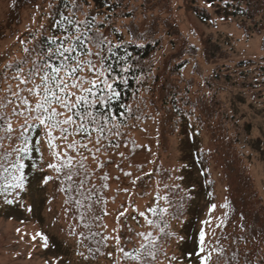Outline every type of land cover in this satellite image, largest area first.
Returning <instances> with one entry per match:
<instances>
[{
    "label": "rangeland",
    "instance_id": "obj_1",
    "mask_svg": "<svg viewBox=\"0 0 264 264\" xmlns=\"http://www.w3.org/2000/svg\"><path fill=\"white\" fill-rule=\"evenodd\" d=\"M12 1L0 0V27L7 32L13 29L21 35L20 38L16 34L0 38L2 59L17 52L26 30L47 23L46 12L54 2L34 0L33 7L24 4L17 12L20 17L17 24L9 19L16 16ZM117 1L111 0V8L108 9L103 7L102 0H76L81 5L76 13L79 17L88 13L103 21L104 32L111 34L110 39L114 41L128 37L126 27L129 25L159 39L160 46L152 57L154 70L165 57L182 51L181 56L186 58L183 74L185 78H193L189 90L218 100L216 118L222 127L220 132H212L208 128L197 133H184L187 130L185 124L179 131L175 128L167 132L163 124L157 126L147 121L127 134L138 144L131 154L126 153L130 152L129 143L122 147L109 146L105 150L101 141L96 159L86 149H80L81 154L87 157L84 164L89 180L96 182L100 176L108 177L105 180L107 200L99 228L104 236L119 235L121 243L125 237L131 236L132 242L125 245V250L139 247L143 238L135 233L148 229L145 218L139 213L145 212L149 217L147 209L161 205L157 195L162 193V189L155 179L161 177L163 169L169 174L164 179L166 184L178 182L184 186L194 181L196 189L191 190H195L198 205L193 225L195 234L187 240L190 253L182 251L178 244L170 245L164 261L176 263L189 258V264H200L197 251L201 229L206 233V243L213 247L223 215L220 203L230 191L238 190L239 183L249 179L261 204H264V14L240 22L239 17L222 18L227 12L218 0H213V3L206 0H119L120 7ZM193 2L206 9L210 15L208 21H201L193 14L190 9ZM124 7L131 10V16L124 15ZM168 24L173 29L169 30ZM84 75L89 76L90 73L85 71ZM140 94L145 96L146 93L141 91ZM72 140H76L79 147L81 135L70 136L69 141ZM41 142L45 155L39 168L43 173L33 182L31 191L18 198L17 207L20 209L1 207L4 202L0 200V264H126L117 251L116 240L112 238L106 241L98 257L92 259L86 255L77 237L79 229L73 207L66 204L62 192L44 177L46 173H52L46 163L56 162V157L46 140ZM56 143L59 145L57 150L63 152V142ZM89 144L93 149L97 147L94 142ZM197 144L200 150L195 149ZM206 149H210L211 154H214V149L218 152L215 157L217 164L216 160L209 163L210 178L214 182L213 194L203 193L199 185L203 174L202 168L198 169L197 150ZM69 151L77 156L75 149ZM227 166L237 167V173ZM229 171L232 174L227 176ZM146 174L149 175L145 177ZM167 180L172 182L167 183ZM213 204L216 208L210 212ZM180 232L184 234L187 230L183 227Z\"/></svg>",
    "mask_w": 264,
    "mask_h": 264
},
{
    "label": "trees",
    "instance_id": "obj_2",
    "mask_svg": "<svg viewBox=\"0 0 264 264\" xmlns=\"http://www.w3.org/2000/svg\"><path fill=\"white\" fill-rule=\"evenodd\" d=\"M206 1L213 3V0ZM12 2V7L16 12V16H10L9 19H12L13 22L16 21L18 24L20 17L17 16V12L24 4L33 7L34 0H13ZM110 2L111 0H102L103 7L110 9ZM218 2L222 5L221 8L227 12V14H223L222 18L239 17L241 22L246 19L253 20L256 16L262 17L264 14V0H243L242 2L240 0H218ZM116 3L119 4V7L122 6L119 0ZM190 7L193 14L201 21H208L210 19L209 13L203 6H199L196 2H193ZM78 11V9L73 8L71 0H54V2L49 5V9L46 12L47 23H42L39 28L35 27L26 30L23 33L24 39L20 43L17 52L10 53L8 58L5 57L2 59L0 57V72H5V65L10 66L6 70L8 78L5 79L0 77V102H3L6 97L14 99L11 97L8 89L11 88L12 90H16L15 86L17 81L11 79V77L16 74L17 66L23 67L24 69H27L29 66L24 63L25 58L29 55L24 51L25 48L32 49L33 46H35L36 49H47L51 43L48 37L53 35L59 37L63 31L53 26L55 21L62 18L61 14L70 15L71 13L75 14V18L81 20L85 19V14L79 17L76 13ZM122 11L126 17L131 16V10L124 7ZM89 16L94 17L92 15ZM94 18L96 22H102L101 29L104 31V22L96 19V17ZM168 25L170 26V24ZM171 27L172 26L169 27V30L173 29ZM126 28L128 37L117 38L115 41L110 39L112 38L111 34L105 33L108 35L113 45H120V47H114L113 49L116 55L126 58V61L121 62L119 65L114 63L113 67L116 68L117 72L124 67H128L129 70L122 73V75L126 77V82L124 80L117 82V90L121 95L119 99L111 102V112L118 118L109 121L106 126L111 127L112 131L106 132L101 138V141H103L101 147L108 150L109 146L122 147L129 143L130 152L127 151L126 153L131 154V152L136 150L135 148L138 144L135 143V139L130 140L127 134L133 131L134 128L142 127L147 121H152L157 126L163 124L167 132L170 129L175 130V128L179 131L181 125L185 126V124L188 127L186 126L187 130L184 133L190 131H195L194 133H197L200 130L208 128H210L212 132H220L222 124L216 118L218 116V100L208 98L205 94L196 95L189 90L193 78H185L183 74L186 58L181 56L182 51L178 50L168 58L165 57L162 64L154 70L152 57L160 46L159 39L152 38L146 31H137L136 26L131 27L129 25ZM174 31L173 33H176ZM14 34L20 38L21 33H17L13 31V29L9 32H7L6 29H0V38H6ZM141 91L146 93L145 96L140 94ZM25 95H27V93H25ZM7 110L11 111V106H9ZM120 113H123V115H119ZM23 120V116L19 117V119L13 118V123L14 125L23 123ZM188 123H190V125ZM113 125H118V127H113ZM117 132L119 133L118 135H116ZM27 135L32 138L33 144L39 141L40 150L29 152L22 161L25 164L23 170L24 181L19 188L8 186V182L2 178L7 174L3 172V168H0V200L4 202L1 207H17L18 198H22L29 193L33 188V182L39 179L40 175L43 173L39 168L43 162V156L45 155L43 153L42 140L40 139L41 134L35 129L30 128ZM95 135V132H93V137H95ZM4 143L7 145L8 141H4ZM13 146L15 147V144ZM196 146L197 148L195 149H201L199 144ZM88 147L93 149L90 144ZM144 150H146V148ZM199 150H197V152H199L198 169L202 168L201 174H203L202 178H200L201 184L199 182V185L203 193L208 192L209 194H213L214 187L212 184L214 182L212 178H210L209 163L211 160L212 163H214L218 152L216 149L212 150L214 154H211L210 149ZM93 152H95V148ZM98 153H95V156ZM89 155L93 157L92 153H89ZM124 156L127 157L125 152ZM156 156L158 155L156 154ZM14 159V157L4 156V154L0 152V164L7 166V163L14 161ZM226 162H228V160ZM215 163L217 164V160ZM227 167H229L231 171H237V167L235 166ZM50 170L52 172L51 175L46 173L44 177H53V179L49 181L52 182L56 190L62 192L63 197L65 196L66 204L69 203L73 207L76 225L79 229L77 237L80 245L84 248L89 258L94 259L98 257L103 252L106 244V241L101 240V237L104 235L99 228L100 218L105 207V201L107 200L105 187H102V185L105 184V180L102 179L103 176H100L96 182L89 180V182L85 183L84 187L81 189V191L85 192V196L88 197L85 199V197L80 196L79 193L75 191L69 193L66 190H62L66 189L70 182L56 179L60 174H57L52 169ZM12 174L19 175L20 173L13 172ZM231 174L232 172L229 171L227 176ZM147 175L149 174H146L145 177H147ZM160 175L161 177L158 176L155 180L159 182V185H161L160 188L162 189V193L159 194L161 197V205H157L156 207L158 209L166 208L167 212L163 213L162 221L160 220L159 212L156 216L148 213V219H152L154 224L148 225L146 223L148 229L145 231V233L152 232L154 236L159 237L157 245L159 250L157 251V259L154 264H189V258L176 263L165 262L164 259L168 254L167 248L170 245L176 246L178 244L182 251L190 253L188 250L190 245L187 240L195 234L193 225L195 224L196 217L195 210L198 206L195 190H191L196 189L195 184H193V180L192 182H187V185L184 186H181L178 182L166 184L164 179L165 177L167 178L169 174H166V172L164 173L162 169ZM73 179L76 181L79 180L78 178ZM9 181H11V177H9ZM169 182L172 181L167 180V183ZM11 183L14 184L15 181H11ZM239 185L240 187L238 190H229L230 192L227 198L220 203L221 206L225 204L228 206L222 207L223 215L216 232L213 248L222 246L227 255H231L232 252L238 251L240 256L239 264H244L243 257L245 253H248L249 259L254 262H257L260 257L264 256V204H261L260 197L249 179L241 181ZM41 186L40 184V187ZM164 196H167L168 199H163ZM76 200H81L82 206H78L75 203ZM88 205H91V207L89 208ZM17 208L20 209V207ZM81 214L84 216L83 220L81 219ZM85 225H87V227ZM241 225H243V227H241ZM183 227L187 230V232H185L186 234L180 232ZM160 228H164L165 232L161 233ZM93 233L96 235L92 236ZM89 237H91V239H89ZM141 242H143V239L140 243ZM215 261L216 254L214 252L213 264H215ZM219 264H225L224 260L221 259Z\"/></svg>",
    "mask_w": 264,
    "mask_h": 264
},
{
    "label": "snow or ice",
    "instance_id": "obj_3",
    "mask_svg": "<svg viewBox=\"0 0 264 264\" xmlns=\"http://www.w3.org/2000/svg\"><path fill=\"white\" fill-rule=\"evenodd\" d=\"M71 3L73 8H81L76 0H71ZM61 17L55 21L53 26L63 31L59 37L55 35L48 37L51 43L47 49L40 50L35 46L32 49L25 48L24 51L29 55L24 63L29 66L27 69L17 66L16 74L11 77L17 81L16 90L8 89L14 99L6 97L3 102H0V152L4 156L15 158L14 161L8 162L7 166L0 164V168H3V172L7 174L2 178L8 182V186L16 188L22 186L25 168L22 161L29 152L40 150L39 141L33 144L32 138L27 135L30 128L35 129L41 134L40 139L46 140L48 148L53 150L56 157V162L48 163L47 167L60 174L56 179L70 182L67 188L62 190L69 193L75 191L87 199L85 192L81 191L85 183L89 182L84 164L87 157L81 154L80 149H86L96 159L95 153L100 152L101 138L106 132L112 131L111 127L106 126L109 121L118 118L111 112V102L119 99L121 95L117 90V82L121 80L126 82V77L122 73L129 69L124 67L117 72L113 67L114 63L119 65L126 61V58L116 55L113 49L120 45L112 44L108 35L101 29L102 22H96L95 18L89 16L88 13H85L83 20L75 18L74 13L61 14ZM8 67L10 66L5 65V72H0V77L8 78L6 72ZM85 71L90 75H84ZM9 106H11V111L7 110ZM21 116L24 117L23 123L14 125L13 118L19 119ZM113 127H118V125H113ZM93 132L96 134L95 137H93ZM118 134L117 132L116 135ZM74 135H81L79 147L76 140L69 141V137ZM4 141H8V144L6 145ZM56 141L63 142L65 148L63 152L57 150L59 145ZM93 142L97 146L95 152L88 147L89 143ZM73 149L77 151L79 159L70 154L69 150ZM13 172L20 174L13 175ZM126 175L130 174L126 173ZM9 177L11 181H15L14 184L9 181ZM74 177L82 178L76 181ZM51 179L53 177H46V180ZM102 179L107 180L108 177L104 176ZM102 187H107V185L104 184ZM157 199L161 197L157 195ZM163 199L167 200L168 197L164 196ZM75 203L82 206L81 200H76ZM227 206V204L222 205V207ZM88 207L90 208L91 205ZM215 208L216 205L213 204L209 211ZM147 212L153 216L159 212L162 221L163 213L167 212V209L151 207L147 209ZM120 215L123 216L124 213ZM139 215L145 218L148 225L154 224L145 212H140ZM81 219H84L83 214H81ZM202 223L207 224L209 221H202ZM129 231L132 229L129 228ZM160 232L164 233L165 229L160 228ZM95 235V233L92 234V236ZM135 235L142 237L143 242L132 250H125V245L132 242L131 236L125 237L123 243L119 235L102 236L101 240L115 239L117 251L122 254L126 264H154L159 250L157 246L159 237L154 236L152 232H138ZM214 252L216 254L215 264H219L221 259L225 264H239L238 251L227 255L222 246L213 248L206 243V233L201 229L197 251L200 264H213ZM243 260L244 264H264V256L254 262L249 259V254L245 253Z\"/></svg>",
    "mask_w": 264,
    "mask_h": 264
}]
</instances>
